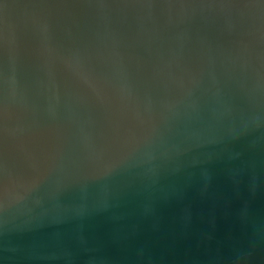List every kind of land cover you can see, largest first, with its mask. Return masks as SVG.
<instances>
[{
  "label": "water",
  "instance_id": "water-1",
  "mask_svg": "<svg viewBox=\"0 0 264 264\" xmlns=\"http://www.w3.org/2000/svg\"><path fill=\"white\" fill-rule=\"evenodd\" d=\"M0 264H264V0H0Z\"/></svg>",
  "mask_w": 264,
  "mask_h": 264
}]
</instances>
